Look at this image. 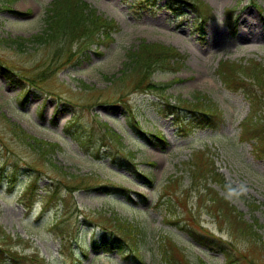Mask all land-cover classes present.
<instances>
[{"label": "rangeland", "instance_id": "1", "mask_svg": "<svg viewBox=\"0 0 264 264\" xmlns=\"http://www.w3.org/2000/svg\"><path fill=\"white\" fill-rule=\"evenodd\" d=\"M86 1L118 29L85 48L75 44L70 61L53 55L57 46L33 39L47 26L52 0L0 2V250L15 252L17 259L6 256L4 264H180L163 259L169 240L171 253L185 264H229L217 251L218 239L240 255L234 264H264V162L254 160L251 143L239 137L252 108L245 92L228 88L219 72L222 61L264 64V0H187L178 6L181 11L166 0ZM198 2L211 8L204 21ZM241 32L258 37L242 38ZM144 41L174 46L185 55L180 67L157 71L152 79L170 82L165 92L173 105L189 104L198 93L218 105L219 128L182 133L159 103L160 94L138 88L137 77L122 80L130 71L125 69L130 51ZM19 131L34 142L19 139ZM110 132L118 133L123 145ZM159 133L162 138L155 136ZM41 140L57 147L50 150ZM208 156L227 183L209 185L244 219L257 220L259 240L232 230L230 218L212 206L204 181L190 189L188 164ZM33 180L40 194L25 198L24 188ZM171 182H176L172 188ZM112 186L124 190L111 191ZM47 189L58 196L44 197ZM187 195H192L188 208ZM34 200L29 209L26 203ZM172 213L186 223L176 216L173 223L166 221ZM125 221L144 229L145 236H137L138 258L91 247L103 227L124 234L128 226H120L123 232L115 225Z\"/></svg>", "mask_w": 264, "mask_h": 264}, {"label": "trees", "instance_id": "2", "mask_svg": "<svg viewBox=\"0 0 264 264\" xmlns=\"http://www.w3.org/2000/svg\"><path fill=\"white\" fill-rule=\"evenodd\" d=\"M12 1L13 0H0L3 5ZM186 3L187 0H166L168 7L173 8L174 10H179L178 6L185 5ZM198 3V7H200L201 12L203 13L202 17L199 18L205 20L210 11V7L207 4L205 5L203 2ZM45 22L47 26L44 27L42 32L33 35V39H36L44 44L46 43L47 45L57 46L53 51V55H59V57L65 56L69 61L76 54L74 50L76 43L82 48L90 43L92 44L98 41H103L102 38L109 39L111 33L118 29V24L115 20L108 19L103 16L96 8L92 7L83 0H53L47 10ZM129 57L130 61L126 63L125 69L130 71L123 74L124 77H122V80L125 81L127 76L132 77L133 79L137 77L136 86L138 88H145L146 90L160 94L162 97L159 96L161 101L159 103H164L167 114L175 117V121L180 128V132H186L196 126L215 128L223 122L222 110L219 109L218 105L207 98L204 99V97H202L199 93L195 94V101H192L189 104L173 105L168 100L169 97H166L165 92L169 88L170 82H158L152 79L153 75L157 71H165L168 69L174 70L177 67H180L178 63L185 60V55L180 53L177 48L165 45L161 42L144 41L139 46L137 51H130ZM219 72L222 80L228 88L236 91L243 90L245 92L252 109L249 117L242 123L240 133L241 139L251 142L253 141L252 144L254 146V152L258 157L264 158V65L256 60H251L247 64L237 63L234 61H222ZM43 77H46L45 73H43ZM42 79L47 80V77ZM115 80L116 82L118 81L117 78ZM120 101L130 107L129 100L122 98ZM158 108L164 113L163 108ZM137 132L140 136L144 138L146 137V132L139 125L137 126ZM18 133L17 137L19 139L22 137L25 142H29L30 144L34 142L33 140L35 138L28 135L24 131H19ZM110 133L113 137H115V140L123 145L121 136L118 133ZM160 134L161 133L155 134V136L162 138ZM72 138L78 143L83 144L81 137L74 135ZM41 142L51 147L50 150H54L57 146L56 144L49 143L44 140H41ZM205 154L206 153H204V155ZM213 160L214 159L212 157L208 156L203 157L201 160H192V162L188 164L187 170L185 171L191 177L190 179L192 183L190 189L196 187L198 188L202 181H204V188L211 195L212 206L218 209L217 212H222L221 214L225 218H230L229 222L232 230H234V232H241L239 234L249 241L256 240V237L259 240L261 235L258 234L260 225H257V220L253 223L244 219L242 212L238 211L235 206L230 205L227 200L219 195V192L215 188L209 185L211 182H221L224 184V179L217 171ZM179 178L181 179V177H177V179ZM171 180L172 179H170V181ZM15 181L16 178L14 177L10 180V184H15ZM175 184L176 182H171L170 187L172 188ZM38 189L37 180H33L25 187V198L28 197L29 199H36L38 194H40L37 193ZM46 193L47 194H44V197L52 198L53 196H58L56 190L47 189ZM191 197L192 195L185 196L184 206L187 208L188 201ZM21 200L23 203L24 198ZM32 204L33 201L26 203V206L31 207ZM171 216L173 217L171 219H167L166 221L172 222V219L176 216L178 221H185L184 223H186L185 217L180 216V214L178 215V213H172ZM115 226L119 227L117 229L122 230L123 232L124 229L122 227H128L125 228L124 234H120L114 229L110 231L109 226L103 227V233L100 237L93 238L92 247L98 250L103 248L106 251L119 249L125 252V249L129 246L130 250L128 252H130L135 258H138L140 256L141 249L138 245L137 236H140L141 238L144 237V231L140 228L141 226L136 225L135 223H127L126 221L124 225L117 224ZM195 235L197 240L205 245L204 240L197 232ZM201 235L203 236L206 234L203 233ZM217 242V251H221L225 255L227 262L229 264L237 263L238 259L236 258L240 255L235 254L232 250L231 244L223 241L222 239H218ZM172 243V240L167 241L168 248L166 244L163 245L162 250L165 251L163 252V259H174V262L185 264L179 259H176L173 256V253H171V249H169V247ZM6 256H10V258L17 260L15 252L11 253L8 249L2 248L0 250V264H4L2 258ZM186 263L191 264L187 261Z\"/></svg>", "mask_w": 264, "mask_h": 264}, {"label": "bare ground", "instance_id": "3", "mask_svg": "<svg viewBox=\"0 0 264 264\" xmlns=\"http://www.w3.org/2000/svg\"><path fill=\"white\" fill-rule=\"evenodd\" d=\"M218 34H220V32H217ZM242 38H246V39H254L257 38L258 36L254 33V32H241L240 33ZM215 35L217 36V34L215 33ZM214 33L212 34V37L215 38Z\"/></svg>", "mask_w": 264, "mask_h": 264}]
</instances>
